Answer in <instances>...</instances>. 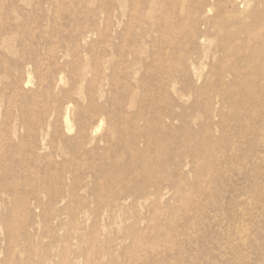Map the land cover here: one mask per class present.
Here are the masks:
<instances>
[{"label":"rangeland","instance_id":"rangeland-1","mask_svg":"<svg viewBox=\"0 0 264 264\" xmlns=\"http://www.w3.org/2000/svg\"><path fill=\"white\" fill-rule=\"evenodd\" d=\"M232 1L0 0V264H264V0Z\"/></svg>","mask_w":264,"mask_h":264},{"label":"bare ground","instance_id":"bare-ground-1","mask_svg":"<svg viewBox=\"0 0 264 264\" xmlns=\"http://www.w3.org/2000/svg\"><path fill=\"white\" fill-rule=\"evenodd\" d=\"M228 2H229V1H228ZM236 2H237V0H233V1H232V3H234V5H235ZM229 4H230V3H229ZM232 6H233V4H232ZM250 32H251V31H250ZM202 40H203V39H202ZM206 41H207V40H206ZM63 122H64L63 125H64V124L67 125V117H65V119L63 118ZM68 123H69V121H68ZM83 123H84V122H83ZM96 127H97V126H96ZM64 128H65V127H64ZM67 129H69V126L67 127ZM95 129H96V128H95ZM95 129H94V130H95ZM96 131H97V130H96ZM89 132H90V130H89ZM92 132H93V131H92ZM92 132H91V133H92ZM93 133H94V132H93ZM93 133H92V135H93ZM85 134H86V133H85ZM83 135H84V134H83ZM40 140H41V139H40ZM159 194H160V193H159ZM51 203H52V202H51ZM39 204H40V203H39Z\"/></svg>","mask_w":264,"mask_h":264}]
</instances>
